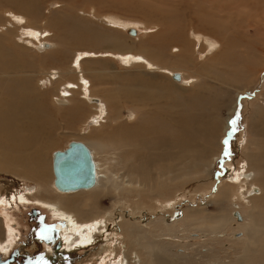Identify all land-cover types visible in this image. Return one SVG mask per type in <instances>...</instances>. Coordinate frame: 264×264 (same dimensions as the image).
I'll list each match as a JSON object with an SVG mask.
<instances>
[{
	"label": "rangeland",
	"instance_id": "obj_1",
	"mask_svg": "<svg viewBox=\"0 0 264 264\" xmlns=\"http://www.w3.org/2000/svg\"><path fill=\"white\" fill-rule=\"evenodd\" d=\"M12 1L0 0L1 51L15 57L9 76L0 81V97L8 90L9 78L18 80L23 73L29 74L32 87L39 95L37 101L49 116L37 132L45 129L50 133L42 134L41 139H48V146L44 149L45 163L37 169L38 175L27 177L20 172L14 177L5 171L0 173V259L8 258L9 250L10 254L17 250L19 256L11 264L21 262L22 253L31 258L41 253L45 258H53L57 254L52 248L55 237L62 245L58 249L62 258H55V264H122L125 254L131 262L135 255L147 262L152 248V256L161 252L164 263L169 262L170 256L180 258L185 264H196L191 261L197 258L194 250L206 251L204 254L209 255L206 263L210 264L230 263L238 258L243 248L235 244V239H243V233L233 235L232 231L235 225L244 224L253 205L243 194L240 198L237 185L245 172L252 171L248 162L257 170L261 166L258 156L264 153V136L258 140L253 136L264 130V0ZM126 28L145 33L132 37ZM33 33L39 36L36 38ZM195 35L202 36L200 41L207 44L216 41L219 51L212 55L208 51L201 53ZM40 42L53 48H39ZM80 53L89 57L83 56L79 68H74ZM104 53L108 55L103 57ZM121 54L143 57L155 69L149 70L144 62L126 64ZM75 69L88 81L87 96L90 94L104 103L107 111L102 118H91L95 111L92 103L84 99V88L79 85ZM5 72L0 67L1 77ZM52 73H57V77ZM177 75L179 78L175 80ZM64 84L72 86L64 88ZM125 85L140 87L143 98L151 90L154 93L161 89V95L154 94L155 103L144 98V104L131 98H117L123 95L118 88ZM62 88L67 91L66 95L72 93L71 98L83 105L79 111L75 110L74 103L64 107L55 103L61 97ZM189 109L193 120L198 119L199 124L194 126L198 132L194 128L181 129L180 134V127L173 119ZM115 118L122 125L113 132L121 140L119 146L108 145L107 149L105 141H87L94 134L116 127ZM144 125L149 126L143 136L146 142L153 146L154 142H162L159 154L164 153L161 163L166 162L165 170L159 171L154 166L152 146H143L137 138H132L137 134L136 128ZM177 133L195 136L193 141L197 145L193 143L185 151L190 159L200 145L205 146V162L197 167L178 165L170 171L174 162L167 161L165 148ZM72 141L90 148L93 144H103L107 153L95 151V158L110 182L103 194L77 191L67 195L70 198L65 204L72 213L78 215L76 211L80 210L89 213L90 218L94 216L86 219L75 215L80 228L86 233L90 229L94 231L90 242L77 243L67 252L59 232L56 236L49 232L57 223L65 227V219L54 216L51 208L38 204L35 197L41 195L52 200L58 195L64 197L53 186L52 154L63 151ZM147 158L151 162H144ZM133 167L144 175H138L137 179H147L155 193L140 191L143 187L137 192L128 191L131 189L128 181L138 171ZM257 175L264 183L262 171ZM173 176L177 179L172 181ZM258 185L255 186L260 189L259 199L264 192ZM94 196L99 198V209L89 205ZM258 203L255 212H263L264 216L260 206L264 202ZM233 212L240 214L239 222L234 215L230 225L213 227V218L231 217ZM128 221L141 237L137 244L127 237L124 222ZM2 248H7V252ZM166 248L168 252L164 255ZM258 252L264 254V246ZM250 264H264V256H254Z\"/></svg>",
	"mask_w": 264,
	"mask_h": 264
},
{
	"label": "bare ground",
	"instance_id": "obj_2",
	"mask_svg": "<svg viewBox=\"0 0 264 264\" xmlns=\"http://www.w3.org/2000/svg\"><path fill=\"white\" fill-rule=\"evenodd\" d=\"M10 1L13 2L12 0H10ZM0 22L2 23L1 20H0ZM114 26L116 27L117 25H115V23H114ZM120 26L125 29V26H122V25H120ZM117 27H119V26H117ZM132 30L134 33L130 34V32ZM126 31L132 37H136L137 35L140 36L143 33H145L141 30H139L137 32L135 29H130V28L129 29L126 28ZM146 31H147V29H146ZM10 33H11V31L5 33L4 36H8ZM1 34H3V33H1ZM34 35L36 36V38H37V36H39V34H36V33ZM26 36H28V35L26 34ZM31 36H29V37H31ZM195 39L197 40V42L200 43L198 50L201 53L208 51L207 53L212 55V54H216L219 51L218 43L216 41L212 42V43H208V44L204 40H202V42H201L200 39H203V38L200 35H195ZM36 40L37 39H35V41ZM38 43H39V41H38ZM38 46H39V48H42V49L43 48H46V49L53 48V45L46 44V43L45 44L41 43ZM42 49H40V50H42ZM103 55L107 56L108 53H104V54H102V56ZM83 56L89 57L88 54L80 53L75 58L74 68H79V63H80L81 59L83 58ZM106 56H103V57H106ZM120 57H121L122 62H124L126 64L136 65L140 62H144L145 65L148 67H149V65H152L150 63V61H146L143 57L136 58L135 56L134 57H132V55L130 56V54H121ZM14 59H15V57H13L12 53L3 52V51H1V47H0V67H3L6 70L5 73H2V77L0 76V81H2L3 79H6L9 76V74H10L9 71L12 69ZM24 61L25 60H23V62ZM154 69H155L154 66L149 67V70L153 71ZM75 71H76V74L78 75V81H80V84H79L80 87L82 89L84 88V92H83V94L85 95L84 99L87 102H89L90 104L92 103V110L95 111V113H94L95 115L91 116V118H93V117L102 118L106 114V111H107L104 103L100 99L90 96V94L87 96V94L89 93L87 90L88 81H86L83 78L81 72L78 69H75ZM51 75H56L55 77H57V73H52ZM55 77H54V79H55ZM174 78H175V80H178L179 76L178 75L174 76ZM99 80L102 83H104V80L102 78H100ZM65 86H66V84H64V86H63L64 88H66V87L71 88L72 84H70V86L69 85H67L66 87ZM64 88H62L60 90L61 97L55 99V103H57V105L59 107H64L65 105L74 103L76 106L75 110L79 111L81 109V107H83V105L79 104V101H75L73 98H71L73 95L72 93H68L70 96L66 95L67 91ZM7 89L8 90L4 93V95L0 97V173L5 171V172L10 173V176H14V177L18 176V174H20V172L22 175H25L27 177L31 176L33 174L38 175L39 171L37 169L38 168L40 169L41 167H43V165L45 163L44 160L46 157L44 154V149H45V147L48 146L47 145L48 142H46L48 139L46 141L41 139L42 134H44V133L47 134L48 132L50 133V130L46 131L45 129H42L40 132H37V130H38L40 124L43 122V120L49 116L46 114V112H43V107H42L41 102L37 101V99H39V95L35 93V91L32 87L31 76L29 74L23 73L21 75V79H18V80H12L11 78H9L7 80ZM118 89H120V93L123 95L122 96H116L117 98L122 97L125 100H128L131 98L132 100H136L137 102H143V104L145 101L144 98H147V100H151V101L154 100V103H155V99H156L155 96L157 97L159 94L161 95V91H160L161 89H159V91L157 89L154 91V93L151 92L152 90L150 92L145 93V95H144L145 97L143 98V97H141V94H142V92H140L141 88L139 87V89H137V87H135L133 85L132 86H130V85L120 86ZM68 91H70V89ZM90 91H92V90H90ZM110 91L112 92V89ZM154 94H155V96H154ZM68 97H70V98H68ZM93 103L95 105H93ZM154 103H152V104H154ZM67 110H69V108ZM154 112H156V111L154 110ZM157 116L160 117L161 115L159 116V114L157 113ZM106 119H108V117ZM173 120H174V123L178 124V126L180 127L179 133H180L181 129H184L185 131H187L189 129H193L194 126L196 127V124L198 123V121H197L198 119L193 120V116L191 114L190 109H189V111H183L179 116L175 117V119H173ZM96 121H97V119H96ZM117 121H118V118H115V120L113 121L115 123L116 127L113 126L114 128L111 130H110V128H107L108 130H106V132L94 134V136H91V138H89L87 141L89 143L93 142L94 139H99V140L105 141V147L107 149H109L108 145L119 146V143L121 142V140L118 137L113 135V132L115 129L122 127V125H120ZM252 122L254 123V120H252ZM97 124H99V121H97ZM146 125H148V124H146ZM146 125H144L142 127L138 126L136 128L137 134L132 138H137L138 143L143 144V146H146L149 148L152 146L154 148V156H153L154 166L157 165L159 167V171L165 170V163L166 162L161 163L163 160V157H164V153L159 154V146H160V144H162V142H160V141H159L160 143L154 142L153 143L154 146H153V145H151V142H146L143 139L144 138L143 136L146 135L145 129L149 127V126L146 127ZM226 125H228V124H226ZM150 126H152V125H150ZM98 128H102V126H100ZM142 128H144V129H142ZM91 130H96V129H91ZM149 130H151V129H149ZM157 130H160V129L158 128ZM193 130L198 132L196 128H194ZM180 134H182V133H180ZM253 136H254L255 140L262 138L264 136V130H259V131L255 132L253 134ZM194 137L193 136H187V137L178 136V133H177L171 139V141L168 143L169 144L168 147L165 148L166 153L168 152L167 153V155H168L167 161H173L174 162L172 169L170 171L177 168L178 165H182L184 168H186V167L188 168L189 165L197 167V165H200L201 163L205 162L207 153H206V149H205L204 145H202V146L200 145V147L197 148L195 155L191 159L185 155V151H187L189 148L193 147V143L196 144L195 141H193ZM209 137H210V135H209ZM138 138H141V139H138ZM196 138H197V136H196ZM72 142H79V141H72ZM125 142H127V140ZM80 143H82V142H80ZM203 143H204V138H203L202 144ZM207 143H208V138L206 137L205 138V144H207ZM253 143H255V142L254 141L250 142L249 146L253 145ZM82 144L88 149V151L90 153V157H91V161H92L93 169H94V185L92 187L86 188V189H80V190H76V191H72V192H62L54 186V179H53L54 188L57 191L64 193V194H62V195H64V197L58 195L56 200H52L49 197H43L42 198L41 195L38 197H35L34 195H32L35 198H37L36 200H37L38 204L41 203L40 205H42V204L44 206L47 205L49 209L51 208L50 211L53 213L54 216L59 217L61 219H65V222H64L65 227H64V224L57 223L58 225L55 227V229L59 232V236H60L61 241L63 240V242H66V243H64V245H66V247H65V249L64 248L63 249L66 250L67 252L74 249L77 243L90 242L91 241L90 238L92 237V233L94 231V230L91 231V229H90V231L86 233V231H84L82 228H80L77 225V222L75 221V215L76 214L72 213L69 209L70 207L66 206V204H65L66 199L70 198L67 195H69L70 193L77 192V191H81V192L92 191V192H95V194H98V193L103 194L105 191L108 190V187H106V185L110 182L109 177L107 176V174L105 172L102 171L103 169L101 170L100 164L95 158V155H96L95 151L106 154L108 150L107 151L105 150V152H104V147H103V144H101V143L100 144H93L92 145L93 148H90L89 145L87 146L84 143H82ZM68 145L63 151H56V152H64L65 150H67ZM212 145L214 146L213 142H212ZM2 149H4L5 151ZM56 152H54V153H56ZM53 154H52V160H53ZM246 160H247V158H246ZM146 161L151 162V160L149 158L144 160V162H146ZM176 162H178V164H176ZM258 162L260 163L259 165H261V166H259L257 168V170H255V165H251V163L248 162L249 163L248 167L253 172L248 171L246 168V170L248 172H245L240 177L241 180L239 181V183L237 185V187H238L237 192L240 195V198L242 197L241 194H243L246 197V200H249L250 203L253 205V209L251 211H249V213L247 214L244 224L235 225L234 230L232 231L233 235L235 232H242L243 233V239H240V238L235 239V244L239 245L240 247L243 248L241 250V254L238 256V258H236L235 260H233L230 263H227V262L220 263V262L216 261V262H214L215 264H250V262L252 261V258L254 256H257L259 258L264 256V254L258 252V248H261L264 246V216L262 215L263 212H255L256 202H259L258 203L259 205L264 202V193H263L262 197L258 199L257 194H259L260 189H258V187L255 186L256 184L257 185L261 184L258 186H260L264 192V183L262 182L261 179L258 178V175H257V172H261V171H262V174L264 175V168H263L264 167V153L260 154L258 156ZM135 169L138 171L135 173L134 176H132L133 174L131 175L129 173L130 171L128 170L129 171L128 174L133 177V180L128 181V184L131 185V189H129L128 191L137 192V191H139L140 187H143V190H140V191L146 190L148 192H151V193L154 192L155 193L154 187L150 186V183L148 184L147 179L146 180L143 178H142L143 180H141V178L137 179L138 175L141 177H144V175L141 174L142 173L141 170L134 168V170ZM167 169H169V167H167ZM51 172H53V168H52ZM53 176H54V174H53ZM35 179H36V176H35ZM175 179H177V177L173 176L172 181ZM154 180H156V179H154ZM38 181H39V183L41 182L39 178H38ZM232 181H234V179ZM43 183H45V182L43 181ZM42 186L44 187V185H42ZM49 188L50 187H48V189ZM40 189H42V188H40ZM49 190H47V191H49ZM160 191L161 190L158 189V192H160ZM243 191H244V193H242ZM45 193L47 194V192H45ZM41 194H43V193H41ZM57 194H60V193H57ZM27 197H29V196H27ZM59 197H61V198H59ZM41 199H43V200H41ZM98 199L99 198L97 196H94V199L91 201V203L89 205H92L96 209H99L100 208V205H99L100 201ZM260 206H263V209H264V205H260ZM235 207H237V206H235ZM76 212L78 213L79 216H83L86 219H92L94 217L93 216L90 218L91 215L89 213H85V212L80 211V210H77ZM78 215H76V216H78ZM97 215H95V218L97 217ZM234 215L239 222L241 220L240 214L238 212H233L231 217H229L227 215H220V216L213 218V220H214L213 225H215L213 227L214 228H220V227H225V226L230 225V222L233 223V221H234V218H235ZM124 223H125L124 225L127 226V237L130 240H132L134 243L137 244L141 237L137 234V231L135 230L134 224L130 223V221L124 222ZM121 225H123V223ZM9 232H10V230H9ZM215 238L219 239V237H215ZM0 239H2V238H0ZM2 241H4V240H2ZM61 246L62 245H61V242L59 240L57 243V247L55 248L57 250L56 251L57 254L53 258H51V256L46 257V260L49 261L48 264H55L54 263L55 258H57V259L62 258V257L60 258L61 252L58 251V249L61 248ZM230 248L233 249L234 247L230 246ZM160 249L163 250L164 248H160ZM167 249L168 248H166L163 251L164 255L166 252H168ZM7 250L8 249L5 248L2 251H4L6 253ZM198 251L199 252L194 250V252L196 253L195 256H197V258L192 259V260L190 259V260L196 264H210V263H206V261L209 259L208 253L204 254V253H206V251L205 252H201L200 250H198ZM152 252H154V248H152L151 255L148 256L147 262L142 261L140 259V257L137 255H135L134 261L131 262L130 257L127 254H125V262H123L122 264H185L186 263L178 257L172 258L170 256H169V262L164 263V260L162 259L164 256L162 257V254H160L161 252L154 253V256H152L153 255ZM16 255H18V254H16ZM21 256L28 257V256H25V254H23V253L21 254ZM46 256H48V254ZM198 261H199V263H198Z\"/></svg>",
	"mask_w": 264,
	"mask_h": 264
},
{
	"label": "water",
	"instance_id": "obj_3",
	"mask_svg": "<svg viewBox=\"0 0 264 264\" xmlns=\"http://www.w3.org/2000/svg\"><path fill=\"white\" fill-rule=\"evenodd\" d=\"M133 30L130 34H133ZM52 168L54 186L62 192H72L90 188L94 185V169L88 149L80 142H71L64 152L53 154ZM14 250L8 258L0 260V264H11L18 257ZM16 264H48L41 253L34 258L22 256Z\"/></svg>",
	"mask_w": 264,
	"mask_h": 264
},
{
	"label": "flooded vegetation",
	"instance_id": "obj_4",
	"mask_svg": "<svg viewBox=\"0 0 264 264\" xmlns=\"http://www.w3.org/2000/svg\"><path fill=\"white\" fill-rule=\"evenodd\" d=\"M62 224V223H61ZM49 232L51 233V234H53V235H57V230L54 228V227H51V229L49 230ZM54 244H55V246H53L52 248L55 250V248L57 247V243H58V240H57V237H55V240H54ZM53 244V245H54ZM9 253L7 254V255H9L10 256V250L8 251ZM19 257V256H18ZM1 261H2V259H0Z\"/></svg>",
	"mask_w": 264,
	"mask_h": 264
},
{
	"label": "snow or ice",
	"instance_id": "obj_5",
	"mask_svg": "<svg viewBox=\"0 0 264 264\" xmlns=\"http://www.w3.org/2000/svg\"><path fill=\"white\" fill-rule=\"evenodd\" d=\"M232 123L234 124L235 123V120H233Z\"/></svg>",
	"mask_w": 264,
	"mask_h": 264
}]
</instances>
